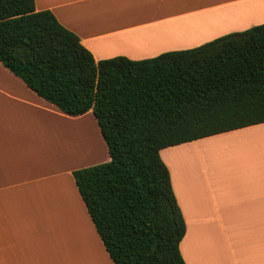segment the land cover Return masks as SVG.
Instances as JSON below:
<instances>
[{"label": "crops", "instance_id": "1", "mask_svg": "<svg viewBox=\"0 0 264 264\" xmlns=\"http://www.w3.org/2000/svg\"><path fill=\"white\" fill-rule=\"evenodd\" d=\"M34 5L49 9L76 33L96 61L153 57L264 23V0H34ZM89 112L63 113L0 63V264H82L92 261L74 257L97 255L99 247L103 264H113L72 176L74 169L108 160ZM82 135L87 139L79 142ZM99 148L105 157L96 160ZM159 153L184 218L179 250L185 264H264V122ZM68 198L81 206L78 229L86 235L85 252L77 244L83 240L74 234L77 217Z\"/></svg>", "mask_w": 264, "mask_h": 264}, {"label": "trees", "instance_id": "2", "mask_svg": "<svg viewBox=\"0 0 264 264\" xmlns=\"http://www.w3.org/2000/svg\"><path fill=\"white\" fill-rule=\"evenodd\" d=\"M0 63L68 115L91 110L108 160L72 170L113 264H185L162 148L264 122V23L200 45L95 60L34 0H0Z\"/></svg>", "mask_w": 264, "mask_h": 264}, {"label": "rangeland", "instance_id": "3", "mask_svg": "<svg viewBox=\"0 0 264 264\" xmlns=\"http://www.w3.org/2000/svg\"><path fill=\"white\" fill-rule=\"evenodd\" d=\"M89 117H91V119H94V117H93V114H92V112H89ZM83 120V119H82ZM88 122V121H87ZM95 122H96V120H95ZM90 125L91 126H93V123H92V121L90 120ZM80 128H81V130H83V128H85V124H83V123H81L80 124ZM97 128H98V126H97ZM98 133H99V129H98ZM85 139H87V137H85V138H83V135L79 138V142H82V141H84ZM74 140H75V143H76V141H77V139H76V136L74 137ZM82 140V141H81ZM79 144H81V143H79ZM95 157H94V159H96V160H99V159H102V158H104L105 157V153H104V150H103V152H102V150L99 148V151H97L96 152V155H94ZM81 201V200H80ZM81 203H82V201H81ZM68 204L70 205V211H71V213L74 215V216H79V218L81 219L82 218V216H80V211H81V206H80V204L77 202V198H71V200L68 198ZM83 204V203H82ZM75 213V214H74ZM82 213V212H81ZM70 218H73V217H70ZM76 231H79V233H78V235H80V238L83 240V241H77V244H78V246H79V249H81L82 250V252H85V250H86V248H87V245H86V242H85V238H83V235L81 234V233H83V231H80L79 229H77ZM73 232V231H72ZM85 235V234H84ZM88 236V235H87ZM85 237V236H84ZM80 242V243H79ZM102 243V242H101ZM103 246V245H102ZM69 246L67 245V243H66V250H68L69 248H68ZM99 250H97V255H93L92 254V252L91 251H89V256H91V257H85V255H77V256H75L74 258H77V260H79L81 257H83V259H89V260H91L92 261V264H95V261L96 262H100L101 264H103V262H102V257H103V254H102V251H101V248L99 247L98 248ZM74 261V260H73ZM76 261V260H75ZM86 263H88V264H91V262H82V264H86ZM99 263V264H100ZM76 264V263H75ZM96 264H98V263H96Z\"/></svg>", "mask_w": 264, "mask_h": 264}, {"label": "bare ground", "instance_id": "4", "mask_svg": "<svg viewBox=\"0 0 264 264\" xmlns=\"http://www.w3.org/2000/svg\"><path fill=\"white\" fill-rule=\"evenodd\" d=\"M75 221H76V223H77V225L75 224V223H73V229H75L73 232H74V234H76V236L78 235V233H79V231H76L77 229H78V226H80V223H82L81 221L82 220H80V218H79V216H77V220L75 219ZM82 226V225H81ZM72 229V230H73ZM80 234V233H79ZM82 235H83V238H85L86 237V235H84V233H81ZM85 236V237H84ZM79 237H80V235H79ZM86 264H88V263H86ZM91 264H92V262H91Z\"/></svg>", "mask_w": 264, "mask_h": 264}]
</instances>
